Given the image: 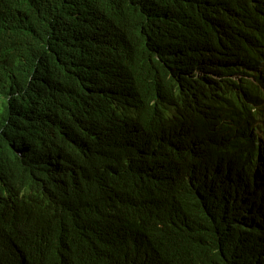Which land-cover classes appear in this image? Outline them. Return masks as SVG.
<instances>
[{
  "label": "trees",
  "instance_id": "1",
  "mask_svg": "<svg viewBox=\"0 0 264 264\" xmlns=\"http://www.w3.org/2000/svg\"><path fill=\"white\" fill-rule=\"evenodd\" d=\"M0 264H264V0H0Z\"/></svg>",
  "mask_w": 264,
  "mask_h": 264
},
{
  "label": "clouds",
  "instance_id": "2",
  "mask_svg": "<svg viewBox=\"0 0 264 264\" xmlns=\"http://www.w3.org/2000/svg\"><path fill=\"white\" fill-rule=\"evenodd\" d=\"M261 180H263V179H261Z\"/></svg>",
  "mask_w": 264,
  "mask_h": 264
}]
</instances>
